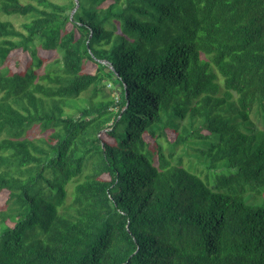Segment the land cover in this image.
<instances>
[{"label": "trees", "instance_id": "16d2710c", "mask_svg": "<svg viewBox=\"0 0 264 264\" xmlns=\"http://www.w3.org/2000/svg\"><path fill=\"white\" fill-rule=\"evenodd\" d=\"M0 64V264H264V0H0Z\"/></svg>", "mask_w": 264, "mask_h": 264}, {"label": "rangeland", "instance_id": "374dc122", "mask_svg": "<svg viewBox=\"0 0 264 264\" xmlns=\"http://www.w3.org/2000/svg\"><path fill=\"white\" fill-rule=\"evenodd\" d=\"M23 1H28V0H23ZM55 2H59V3H65L68 0H53ZM1 17L3 19H9L11 20L14 25L21 29V22L23 21L22 18L20 17H15V16H7V15H1ZM40 55L42 57L46 58V62H51L54 61L57 57L58 54H56L55 52H46L43 51L42 49H40ZM30 57L27 53L21 51V50H16L14 52H12L9 56L8 61L6 62V65H8V67H10L12 70H23L26 67V64L29 62ZM2 68V65L0 64V69ZM43 69H40V72H42ZM85 71L89 72V73H95L96 72V65L93 62L88 61L86 63V68ZM221 79V78H220ZM220 83L222 85V81L220 80ZM112 88V84L110 82L106 83V86L104 87H99L97 96L94 98V100H108L111 99L112 97H116V92L114 90L111 89ZM92 91H88L85 94H83V97H86L89 99V96L91 95ZM221 97L224 95V91H223V85L221 86V93L219 94ZM254 124L256 127L258 128H264V123L258 121L257 119L253 118ZM195 127L198 128L200 127V122L197 121L195 123ZM168 138L172 141L176 138V133L173 132L172 130H168ZM206 132V130H203L202 133L204 134ZM48 135V132L43 130L40 126H34L32 127L29 132H28V136L30 138L33 139H38L40 137H46ZM105 137V136H104ZM106 139H108L107 137H105ZM164 140V139H163ZM165 141V140H164ZM195 149L194 148H184L183 146H179L177 149V153L178 154H182V156L184 157V162H187L188 157L185 155L184 152H187L189 154H194L195 153ZM191 159H193L194 162L197 163V159L194 157H191ZM73 186L74 184L71 183L68 186V202L71 199V195H72V191H73ZM264 194L262 196H259L257 198V200L259 202H261V200H264ZM7 198V193L4 192L2 194V196L0 197L1 201H4ZM264 204V201H262ZM261 202V203H262ZM9 224H11L10 222H8Z\"/></svg>", "mask_w": 264, "mask_h": 264}, {"label": "water", "instance_id": "95a60500", "mask_svg": "<svg viewBox=\"0 0 264 264\" xmlns=\"http://www.w3.org/2000/svg\"><path fill=\"white\" fill-rule=\"evenodd\" d=\"M76 1V5H78V0H75ZM102 63H108V61L106 60H101ZM111 68L113 69V67L111 66Z\"/></svg>", "mask_w": 264, "mask_h": 264}]
</instances>
